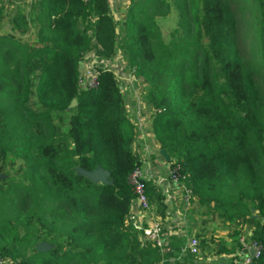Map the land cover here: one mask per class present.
Here are the masks:
<instances>
[{
  "label": "trees",
  "instance_id": "trees-1",
  "mask_svg": "<svg viewBox=\"0 0 264 264\" xmlns=\"http://www.w3.org/2000/svg\"><path fill=\"white\" fill-rule=\"evenodd\" d=\"M174 1L181 30L168 42L155 21L167 0H130L119 31L108 0H31L7 19L0 258L9 264L199 259H176L185 235L171 237L174 252L160 251L126 222L135 198L129 176L140 165L135 130L111 70L97 69L96 88L78 86L80 62L92 50L109 60L118 49L126 70L146 84L153 139L169 165L180 166L191 202L210 215L200 221L199 247L211 243L207 226L217 218L252 228L264 248V0ZM3 17L0 6V31ZM98 170L108 173L105 181L89 176ZM143 186L164 220V193L151 180ZM235 233L216 253L234 251Z\"/></svg>",
  "mask_w": 264,
  "mask_h": 264
},
{
  "label": "rangeland",
  "instance_id": "rangeland-1",
  "mask_svg": "<svg viewBox=\"0 0 264 264\" xmlns=\"http://www.w3.org/2000/svg\"><path fill=\"white\" fill-rule=\"evenodd\" d=\"M167 1L169 4L168 11L163 15L157 16L155 19L165 42L171 40L174 35H177L178 30H181V26L179 25V11L175 5V1ZM129 5L130 0H109L110 14L116 21L117 31H119V25L127 14ZM29 36L30 35L24 37V39L27 40ZM83 61L92 62L98 69L107 68L113 72L125 98L127 115L136 129V136L140 130L145 135H148L155 111L146 102L147 86L140 78L130 74L126 70L121 52L117 49L112 58L105 60L97 54L96 50H92L84 57ZM148 141L146 140L144 145L148 144ZM135 143L137 145L136 141H134L133 144ZM133 149L135 152L136 148L134 145ZM89 176L95 181H105L107 179V176L102 174L101 170L95 171L89 174ZM169 207L171 208L170 205ZM200 211H204L203 214H201ZM167 217H169V220L173 219V221L169 222L163 221L167 230L184 232L183 234L186 238H189L192 235L197 238L196 233L199 229L200 221L202 218L209 219L210 215L205 213V209L199 208L191 202L188 208L177 206L174 210L170 209L167 211ZM236 229L238 228L235 227L234 224H220L217 221V218L208 223L206 236H211L212 241L205 248H202L200 245V249L204 255L207 254L209 257L205 260L199 257L200 260L198 259L195 264H215V261L212 260L211 253L216 252L221 247L224 237H227L228 235L232 237L233 235L231 234ZM234 236H237V234L235 233ZM235 241L236 238L234 239V242ZM44 246H47V244Z\"/></svg>",
  "mask_w": 264,
  "mask_h": 264
},
{
  "label": "built area",
  "instance_id": "built-area-1",
  "mask_svg": "<svg viewBox=\"0 0 264 264\" xmlns=\"http://www.w3.org/2000/svg\"><path fill=\"white\" fill-rule=\"evenodd\" d=\"M97 69L98 68H96L92 62H84L83 60L80 62L78 75V86L80 89H93L97 87ZM138 134H143L145 136L141 130ZM144 151L146 150L144 149ZM148 151H150L149 155L154 153L158 154L157 149L152 150L149 148L146 153ZM158 155L161 156L160 154ZM102 174L108 176L106 171H102ZM167 174L168 181L176 188L175 195L172 198L177 202L175 206L188 208L194 197L191 190L184 184V176L180 174V166L178 164L169 165ZM146 180H150V173L145 171L140 165L136 166L129 176V182L134 189L135 198L131 201L129 212L126 215V222L131 224L135 230L139 231V238L142 242L149 243L153 247H157L160 251L174 252L171 247L172 232L166 229L163 222H169L168 217L166 216L164 220H161L155 208L150 205L143 186ZM169 201L171 202L170 199ZM170 209H172V207ZM170 221H173V219H170ZM252 231V228H238L236 247L234 250L236 259L232 264H256L258 260L264 257V248L262 244L252 236ZM188 253L196 257L201 256L199 242L194 235L187 238L185 243L179 246L176 259L178 260ZM163 261L161 264H163ZM0 264H9V260L7 258H0Z\"/></svg>",
  "mask_w": 264,
  "mask_h": 264
},
{
  "label": "crops",
  "instance_id": "crops-1",
  "mask_svg": "<svg viewBox=\"0 0 264 264\" xmlns=\"http://www.w3.org/2000/svg\"><path fill=\"white\" fill-rule=\"evenodd\" d=\"M30 1L31 0H0V6L2 7V14L4 16L3 17L4 25L1 26L0 34H2L3 32L5 33L7 31H10L11 26L9 22L7 21V19L11 18L18 10L28 11ZM14 32L17 35H19L18 32L16 31ZM134 130L136 131L135 128ZM148 135L144 136L143 134H138L136 136V132H135L134 141L137 142V145L136 143L133 145L136 148L135 152L137 156L139 157L140 167L144 168L145 171H148L150 173V180L156 183L160 187L162 192L166 195V203L168 205L167 211L170 210L169 205L172 207L171 210H174V208L177 207L175 206L177 205V202L172 198L175 195L176 188L167 179L169 164L162 156H159L156 153L152 155H149L150 151L146 153V151L149 150V148H151L152 150L157 149V152H159V147L153 139L151 129ZM146 140L147 141L149 140L148 144L144 145ZM144 149L146 151H144ZM169 199L171 200V202L169 201ZM168 220H169V217H168ZM239 227L240 226H238L237 228ZM170 232H172V236H175V235L183 236L184 235L183 234L184 232H180V231L178 232L176 230H172ZM223 241L225 242V247L230 248V246L232 245V239L230 238V236L228 235L227 237H224ZM211 254H212V260L215 261V264H232L233 261L236 259V256H234V251H231L229 253H220V254L216 252H212ZM200 257L203 260H205L209 257V255L207 254L202 255V252H201Z\"/></svg>",
  "mask_w": 264,
  "mask_h": 264
},
{
  "label": "water",
  "instance_id": "water-1",
  "mask_svg": "<svg viewBox=\"0 0 264 264\" xmlns=\"http://www.w3.org/2000/svg\"><path fill=\"white\" fill-rule=\"evenodd\" d=\"M72 104L74 105V104H75V101H73ZM159 153H160V155H161L166 161L169 160V156H168L167 152H166L164 149H160V150H159ZM101 171H102V170H101Z\"/></svg>",
  "mask_w": 264,
  "mask_h": 264
}]
</instances>
